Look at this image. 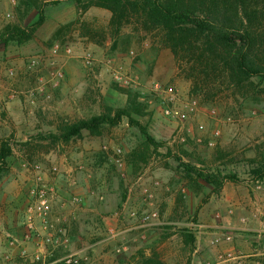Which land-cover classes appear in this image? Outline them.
Here are the masks:
<instances>
[{
	"label": "rangeland",
	"instance_id": "374dc122",
	"mask_svg": "<svg viewBox=\"0 0 264 264\" xmlns=\"http://www.w3.org/2000/svg\"><path fill=\"white\" fill-rule=\"evenodd\" d=\"M40 12L48 23L39 35L22 45L6 42V26L29 27ZM111 17L102 7L83 10L76 0H0V81L19 77L25 68L32 77L28 88L7 91L0 99V148L4 141L12 148L7 163L0 162V197L6 185H22L27 209L44 190L50 218L62 229L58 247L64 244L65 256L87 257L81 264L92 263L101 239L121 264L164 261L157 247L175 234L177 248L181 240L186 244L183 253L164 262L193 264L192 225L199 224V210L221 189L188 175L181 162L208 173L237 170L242 183L259 184L253 170L264 163V79L238 83L196 35L171 40L141 14L129 13L115 24ZM57 44L71 47L73 55L52 56ZM87 51L95 58L90 66L80 58ZM34 57L39 60L31 66ZM13 60H21L22 67ZM53 69L64 74L57 86L49 82ZM155 83L172 87L174 99L156 91ZM118 108L130 109L154 142L127 116L98 135L84 130L70 141L58 138L64 126ZM152 212L158 216L144 222ZM122 215L130 222L121 217L124 225L115 224ZM128 233L141 241H133L131 255L125 248L131 242L119 239ZM258 234L246 236L250 243H243V251H260ZM146 235L157 243L142 242ZM9 238L12 248L18 246L17 238ZM71 245L87 248L69 251Z\"/></svg>",
	"mask_w": 264,
	"mask_h": 264
},
{
	"label": "trees",
	"instance_id": "16d2710c",
	"mask_svg": "<svg viewBox=\"0 0 264 264\" xmlns=\"http://www.w3.org/2000/svg\"><path fill=\"white\" fill-rule=\"evenodd\" d=\"M87 10L92 6L108 9L111 22L121 23L129 13L141 14L159 26L171 38L183 39L196 35L203 40L206 50L215 54L224 68L237 78V82L254 76L264 79V0H76ZM45 22L43 12L29 27L6 26V42L22 45L33 39ZM177 53L176 45L172 44ZM127 116L130 125L137 126L149 141L154 142L145 126L135 119L130 109L118 108L103 111L89 118L68 124L61 129L58 138L70 141L80 137L84 130L98 135L105 125L116 126ZM57 137V136H55ZM12 148L4 141L0 148L1 165L7 163ZM181 160V159H180ZM188 175H196L213 185L218 191L226 181L242 183L237 174L208 173L190 163L181 162ZM256 181L264 180V163L253 170ZM194 241V238L191 239ZM144 264H166L157 257Z\"/></svg>",
	"mask_w": 264,
	"mask_h": 264
},
{
	"label": "crops",
	"instance_id": "0c3cea01",
	"mask_svg": "<svg viewBox=\"0 0 264 264\" xmlns=\"http://www.w3.org/2000/svg\"><path fill=\"white\" fill-rule=\"evenodd\" d=\"M46 23H48V19L38 28L35 35H39L40 30L46 26ZM33 45V43H29L27 46ZM14 62H17L22 67L21 60ZM31 80V74L25 68L22 69V74L19 77H14L12 80L7 79L6 82L3 80V83L0 81V86L4 87V83L8 84L5 89L0 91V99L3 98L4 93L7 91L16 93V89L23 88L22 90H25L30 85ZM233 173L242 179L237 170H234ZM23 194L24 186L22 185L12 183L3 187V196L0 197V264H45L44 261L32 262L30 258H22L18 255L23 248L28 249L30 253H35L36 251L44 252L43 241L30 233L25 215L26 207L23 202ZM224 210L228 213L224 214ZM68 214L70 216V212ZM101 216L106 224H109L108 217L104 214ZM198 216L199 224L192 225L194 231V247L191 248L193 264H212L207 260H214L212 261L215 262L213 264H264V181L255 186L249 185L247 182L226 181L217 198L214 199V196H212L201 207ZM121 217L130 222V218L122 215L119 218H114V223L124 225L125 221H122ZM132 228L133 225L120 230L118 233H124ZM254 232L259 233L256 241L259 243L260 251L255 253L258 249L251 250L249 248L243 251V243H250L249 239H245L246 236ZM229 233H231L232 239L226 240L224 234ZM10 236L18 239V246L12 248L9 245ZM175 236L176 234L169 235L157 247L159 251H163L164 255L162 258L164 261H168L172 257L176 258L179 256V251L183 253L182 246L186 244L184 240H181L182 243H179L181 245L177 248L174 240ZM217 236H223V242L214 245L212 242ZM69 238L71 240L74 239L72 234L71 236L69 234ZM119 239L131 242V245L125 246L126 250L129 249V252L126 251L128 254H132L134 251L136 243L133 241L139 240L135 233L121 235ZM145 239L142 242L151 246L157 243L153 236L146 235ZM139 242L141 241L139 240ZM95 245L93 248L95 252L91 255V264H121L119 258L111 252L105 251L103 247L107 248L109 246L107 243L103 244V239L99 240ZM216 246H219V248H216ZM60 247H64V244ZM60 247L51 248L53 251L47 257L45 256L49 264H62L60 260L65 257L66 252ZM68 248L70 249L69 251H84L87 246L81 249H72L74 247L71 245V248L70 246ZM9 255L10 258H8ZM257 255H262V257L256 258ZM180 258H182V254Z\"/></svg>",
	"mask_w": 264,
	"mask_h": 264
},
{
	"label": "built area",
	"instance_id": "2783aa9c",
	"mask_svg": "<svg viewBox=\"0 0 264 264\" xmlns=\"http://www.w3.org/2000/svg\"><path fill=\"white\" fill-rule=\"evenodd\" d=\"M63 49V51H62ZM65 54L66 56H72L73 55V49L71 47H61L60 44H57L52 49V56L59 55V54ZM82 59V62L86 66L92 65L94 63L95 58L92 54V52L87 51L84 54L80 56ZM39 58H32L31 60V66H34L38 63ZM50 78L49 82L52 83V85L57 86L60 83V80L64 77V74L62 70L60 69H53L49 72ZM128 83V81H125ZM154 88L156 91H159L160 93H170L171 97L170 99H174V90L172 87L165 88L159 83H155ZM167 114L172 113V116L175 117H181L184 116V114L181 113L179 110H166ZM120 151V150H119ZM256 181V180H255ZM257 183H260V181H257ZM51 213V206L49 203V198L46 196L44 190H40V193L38 194L37 200L30 204L26 209V219L28 221V227L30 229L31 235L34 234L36 237H39L44 244V252L36 251L35 253H30L28 249L23 248L20 251V255L23 258H30L34 262H40L44 261L45 264H49L46 261L47 255L52 252V249H56L60 245V235L59 233H62V229H58L56 223H54L53 219L50 218ZM158 216L157 212H152L151 214H146L142 220L146 222L148 219L155 218ZM41 220L42 225L39 226L37 224V219ZM224 237L226 240L232 239L231 233L224 234ZM223 240V236H217L212 244H219ZM15 245V241H12V245ZM52 248V249H51ZM46 256V257H45ZM45 257V258H44ZM10 258V255L9 257ZM81 259L87 260V257L80 258L77 256V254H70L65 256L62 260L64 264H81ZM210 264V263H209Z\"/></svg>",
	"mask_w": 264,
	"mask_h": 264
}]
</instances>
